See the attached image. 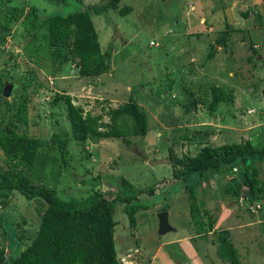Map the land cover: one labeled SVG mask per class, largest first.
I'll list each match as a JSON object with an SVG mask.
<instances>
[{"label": "rangeland", "instance_id": "obj_1", "mask_svg": "<svg viewBox=\"0 0 264 264\" xmlns=\"http://www.w3.org/2000/svg\"><path fill=\"white\" fill-rule=\"evenodd\" d=\"M104 1L26 0L46 14L63 15ZM222 4L230 7L229 28L223 24ZM6 5L0 3L2 12L6 11ZM122 5H129L132 10L125 15H119L116 9L90 14L101 51L110 52L108 71L93 79L79 78L69 63L61 71L52 69L44 42L38 35L31 38L27 30L30 26L34 32L40 21L34 20L31 26L32 14L26 7L22 17L9 23L10 34L0 45V75L11 88L1 91L0 118L14 111L24 93L27 123H16V131L38 138L41 147L28 173L30 182L53 187L56 196L63 200L71 196L83 199L95 187L108 189L120 176L132 181L136 190L155 187L154 194L140 197L141 203L148 207L135 213L136 226L132 229L121 213V206H115L113 242L120 264H228L217 257L211 243L215 232L223 228L229 230V239L243 264H264L263 200H259L262 209L251 217L221 194L220 183L226 180L225 176L207 177L206 187L198 184L197 178L188 180L198 206L207 210L214 222L211 232L207 219L202 218L201 227L208 231L199 233L189 214L184 184L172 179L167 159L168 148L182 157L194 155L204 145L219 146L243 139L254 144L264 139V99L260 88H255L261 87L264 80V3L120 0L118 8ZM253 10L261 14L259 26L255 24ZM244 11L247 17L242 16ZM221 34L224 43H214ZM249 37L257 43L259 51L253 57L255 62L245 60L252 53ZM211 43L215 52L207 59ZM24 80L28 82L25 90L20 87ZM210 85L232 94V102L219 103L211 115L206 107ZM184 89L205 100L197 105L195 113L192 107L185 109L189 95ZM56 92L70 94L74 104L91 114L101 112L99 105L116 107L133 99L147 112V132L142 137L130 136L128 146L118 138L85 140L82 144L69 138L64 164H60L53 135L69 132V123L62 103H51ZM103 121H108V117L104 116ZM0 164L7 166L1 154ZM256 167L257 178L264 182V161ZM96 175L103 179L95 187L80 181ZM165 178L168 180L157 184ZM16 199L21 210L24 197L18 194ZM11 203L6 212L12 206L13 214L16 202ZM162 205L167 206V221L173 230L158 234L156 214ZM29 206L13 221V225L18 224L15 228L25 230L23 242L32 237L41 210L40 203ZM0 245L5 251L8 248L1 228Z\"/></svg>", "mask_w": 264, "mask_h": 264}, {"label": "trees", "instance_id": "obj_2", "mask_svg": "<svg viewBox=\"0 0 264 264\" xmlns=\"http://www.w3.org/2000/svg\"><path fill=\"white\" fill-rule=\"evenodd\" d=\"M14 1L17 4L13 0H0V3L7 4V12L0 9V14L4 17L3 22H0V45H3L10 34L9 23L22 17L26 7L32 14L31 20H28L29 24L33 26L34 20L40 21L34 32L30 26L27 30L31 38L38 35L39 40L44 42L50 63L53 64L52 69L55 72L61 71L63 65L69 63L79 78L86 79L106 73L110 56L109 51L100 49L90 14L116 9L119 15H125L132 10L129 5L118 8L120 0H105L91 8L73 10L65 15L46 14L37 6L28 5L26 0ZM261 1L264 3V0ZM225 6L227 5L222 4L221 8ZM28 10L25 13H28ZM253 12L255 24L261 25L260 12ZM242 16L247 17V11H244ZM223 24L225 28H229L225 19ZM223 35L215 39L214 43H224ZM249 41L252 53L246 56L245 60L255 62L253 57L259 52L257 43L250 37ZM209 46L205 55L207 59L215 52L213 44ZM4 82L0 75L1 102ZM27 85L26 80L20 83L23 90ZM255 88H260L261 97L264 99V80L261 87L257 85ZM207 90L209 98L206 107L210 115L215 112L219 103L232 102V94L215 85L208 86ZM183 91L189 95L185 100V109L192 107L195 113L197 105L204 104L205 100L202 96H195L192 91ZM72 99L73 96L65 92H56L51 99L52 104L62 103L69 123V132H64L61 136L53 135L60 164H64V151L69 138L79 144L85 140L118 138L128 146L131 143L130 136L142 137L147 132V112L133 99L116 107L104 108L99 105L101 112L97 114L84 111L81 106L74 104ZM98 103H102V100ZM26 108L25 94L21 93L14 111L6 118H0V154L7 163L6 167L0 164V228L8 244L6 251L0 245V264H120L113 242L115 206H121V213L125 214L128 227L132 229L136 226L135 213L148 207L146 203H141L140 197L154 194L155 187L148 186L136 190L132 181L120 176L116 181L113 180L112 187L96 188L103 179L96 175L80 180L95 187L86 197L77 199L71 196L63 200L56 196L53 187L31 183L28 173L41 147L38 138L16 131V123H27ZM104 116L108 117V121H103ZM204 133L210 134V131ZM167 159L172 168V179L180 180L184 184L189 214L199 233L202 231V234H205L209 228L214 232V222L208 211L198 206L192 192V184H189L188 180L197 178V183H203L206 187L207 177L225 176L226 180L220 183V192L226 200H231L237 209L244 210L251 217L262 209L259 200L264 203V182L257 178L256 164L264 161V139L257 140L254 144L249 139H243L219 146L204 145L194 155L182 157H177L171 148H168ZM17 166L22 168L16 169ZM166 180L168 179H161L157 184ZM18 194L25 200L21 210L16 199ZM9 201L17 204H14L13 214L12 206L6 212ZM33 202L40 203L41 210L38 212L32 237L30 236L28 242H23L25 230L15 228L18 224L13 225V221ZM15 208H18V212L14 214ZM166 209L167 206L162 205L159 210ZM204 217L207 219L208 229L201 227ZM261 230L264 233L263 227ZM228 231L226 228L217 230L215 237L211 239L216 255L228 264H243L234 243L229 239Z\"/></svg>", "mask_w": 264, "mask_h": 264}, {"label": "water", "instance_id": "obj_3", "mask_svg": "<svg viewBox=\"0 0 264 264\" xmlns=\"http://www.w3.org/2000/svg\"><path fill=\"white\" fill-rule=\"evenodd\" d=\"M224 16H225L227 24H230L232 22V18L230 15V7L229 6L224 7ZM10 88H11V84L6 83V84H4L2 91H4V89H7V91H9ZM156 217H157V232H158V234H164L167 231L173 230V228L171 226H169V224H168L167 212L165 210L159 211L156 214ZM263 219H264V214H263Z\"/></svg>", "mask_w": 264, "mask_h": 264}, {"label": "built area", "instance_id": "obj_4", "mask_svg": "<svg viewBox=\"0 0 264 264\" xmlns=\"http://www.w3.org/2000/svg\"><path fill=\"white\" fill-rule=\"evenodd\" d=\"M257 207H259V205H257Z\"/></svg>", "mask_w": 264, "mask_h": 264}, {"label": "clouds", "instance_id": "obj_5", "mask_svg": "<svg viewBox=\"0 0 264 264\" xmlns=\"http://www.w3.org/2000/svg\"><path fill=\"white\" fill-rule=\"evenodd\" d=\"M264 214V213H263Z\"/></svg>", "mask_w": 264, "mask_h": 264}]
</instances>
